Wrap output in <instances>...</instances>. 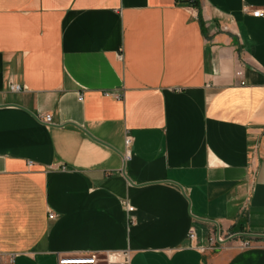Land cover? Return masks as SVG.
Segmentation results:
<instances>
[{
	"label": "crops",
	"instance_id": "obj_1",
	"mask_svg": "<svg viewBox=\"0 0 264 264\" xmlns=\"http://www.w3.org/2000/svg\"><path fill=\"white\" fill-rule=\"evenodd\" d=\"M248 10L264 0H0V264H264V238L230 240L264 236Z\"/></svg>",
	"mask_w": 264,
	"mask_h": 264
},
{
	"label": "built area",
	"instance_id": "obj_2",
	"mask_svg": "<svg viewBox=\"0 0 264 264\" xmlns=\"http://www.w3.org/2000/svg\"><path fill=\"white\" fill-rule=\"evenodd\" d=\"M254 17L259 18L264 16V10H248ZM121 59V56H119ZM19 86L11 85L10 90L11 91H19ZM42 121L44 123H51V116L45 115L42 117ZM125 146L126 149H128L131 146V139L130 137L125 138ZM130 151L129 149L124 154V160L130 159ZM128 212H131L133 210L132 207L127 206L126 207ZM49 219H54L55 215L54 213L48 214ZM188 239L190 242L194 241L196 239V231L194 228H190L187 234ZM226 241V237L222 236L219 232L215 233L212 232V235L209 236V242L212 247H215L217 244H224ZM249 246V242L243 243L240 247L241 248H247ZM129 252H119L115 253L114 255H105L101 256L96 253H86V254H73V255H60L58 257V264H128L129 263Z\"/></svg>",
	"mask_w": 264,
	"mask_h": 264
},
{
	"label": "water",
	"instance_id": "obj_3",
	"mask_svg": "<svg viewBox=\"0 0 264 264\" xmlns=\"http://www.w3.org/2000/svg\"><path fill=\"white\" fill-rule=\"evenodd\" d=\"M237 237H261V238H264V236H256V235H251V234H236L234 235L230 240L234 239V238H237Z\"/></svg>",
	"mask_w": 264,
	"mask_h": 264
},
{
	"label": "trees",
	"instance_id": "obj_4",
	"mask_svg": "<svg viewBox=\"0 0 264 264\" xmlns=\"http://www.w3.org/2000/svg\"><path fill=\"white\" fill-rule=\"evenodd\" d=\"M196 6H197V4H196Z\"/></svg>",
	"mask_w": 264,
	"mask_h": 264
}]
</instances>
